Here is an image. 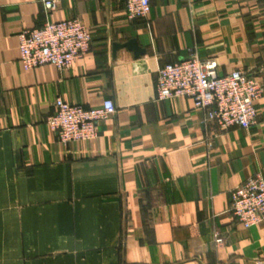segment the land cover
Here are the masks:
<instances>
[{
	"label": "crops",
	"instance_id": "0c3cea01",
	"mask_svg": "<svg viewBox=\"0 0 264 264\" xmlns=\"http://www.w3.org/2000/svg\"><path fill=\"white\" fill-rule=\"evenodd\" d=\"M80 18L91 50L68 69L24 70L18 34ZM135 38L145 53L114 43ZM215 58L263 85L257 123L223 128L186 96L158 100L161 66ZM116 112L92 141L63 143L55 101ZM209 138L214 145L208 147ZM264 176V0H0V264H264V222L244 228L230 192ZM217 238L222 242L218 243Z\"/></svg>",
	"mask_w": 264,
	"mask_h": 264
},
{
	"label": "built area",
	"instance_id": "2783aa9c",
	"mask_svg": "<svg viewBox=\"0 0 264 264\" xmlns=\"http://www.w3.org/2000/svg\"><path fill=\"white\" fill-rule=\"evenodd\" d=\"M43 4L48 15L55 8L56 0H43ZM125 9L130 21L145 18L151 12V0H125ZM18 40L19 61L24 70L47 64L64 70L91 50L93 34L80 18L60 21L47 18L42 25L21 31ZM190 51L187 58L161 66L156 84L157 99L186 96L193 100L196 109L204 112L206 120L223 128L254 126L263 85L242 68L220 75L215 58L203 59ZM115 112L112 98L103 100L99 107H86L59 97L47 123L63 143L92 141L99 136L101 122ZM213 145V139L209 138V149ZM229 211L244 228L264 222V176L261 173H255L231 190ZM216 241L221 243L222 239Z\"/></svg>",
	"mask_w": 264,
	"mask_h": 264
},
{
	"label": "water",
	"instance_id": "95a60500",
	"mask_svg": "<svg viewBox=\"0 0 264 264\" xmlns=\"http://www.w3.org/2000/svg\"><path fill=\"white\" fill-rule=\"evenodd\" d=\"M113 46L115 51H117L119 48H128L129 50L133 51L136 56L145 53V49L139 45L137 39L135 38H132L124 43H114Z\"/></svg>",
	"mask_w": 264,
	"mask_h": 264
}]
</instances>
